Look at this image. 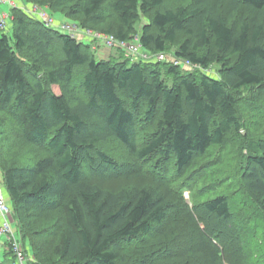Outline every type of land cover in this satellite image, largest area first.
Listing matches in <instances>:
<instances>
[{"label":"trees","instance_id":"trees-1","mask_svg":"<svg viewBox=\"0 0 264 264\" xmlns=\"http://www.w3.org/2000/svg\"><path fill=\"white\" fill-rule=\"evenodd\" d=\"M172 1L42 4L120 41L149 15L141 47L159 55L179 42L174 61L190 70L119 50V60L97 59L89 43L11 7L0 114L39 153L30 165L0 161V171L30 264H264V140L244 134L242 112L264 91V0ZM213 65L215 77L204 72ZM108 142L124 155L106 152Z\"/></svg>","mask_w":264,"mask_h":264},{"label":"rangeland","instance_id":"rangeland-1","mask_svg":"<svg viewBox=\"0 0 264 264\" xmlns=\"http://www.w3.org/2000/svg\"><path fill=\"white\" fill-rule=\"evenodd\" d=\"M13 1L15 3H17L18 8H24L22 10L24 12L27 9H30V10L31 9H40L43 11V13L47 17L51 18V20L54 22V25L58 26L60 24L62 25V24L67 23L71 27H73L74 29H77L75 35H73V36H75V38L80 42H82V39L83 40L86 39V41L90 42L89 44H91L90 45L91 50L95 53V55L99 56L97 51L94 49H101L102 47L104 48V45H103L104 42H103V40H101L98 37V35H95L91 32H88L87 30L81 28L74 20L71 21V20L65 18V16L61 12L52 11V10L48 9V7H46L45 4H42L43 0H31L32 2H27L24 0H13ZM165 5H166V7H174L175 4L173 3V1L171 2V0H166ZM10 12H11V6L9 4H7V3L1 4L0 3V18L3 15H7L8 17H6V18L9 21ZM149 17H150L149 15H142L140 17L139 22L137 24H135L133 27L134 31L129 34V38H130L129 42L134 41V42L140 43L139 38L141 36V30L145 25L149 24ZM8 21H7L6 28L2 32L10 34L11 29L8 26ZM189 24L191 25L192 23L190 22ZM190 25H188L187 27L189 28ZM193 27H195V24ZM56 29L63 34H67V35L70 34L66 30H62L61 28L56 27ZM98 31H100V30H98ZM98 31H93V32L100 34V35H104L103 33H100ZM195 31H197L196 27H195ZM96 44H97V46H96ZM177 44L169 47L167 49L166 54H163L165 56V58H167L169 61H174V55L173 54L177 50ZM140 51H141L140 53L142 55H145L146 58H137V61H147V62L150 61L153 63H158L155 59V57L157 56L156 54H152L151 52H148V51L144 50L143 48H142V50L140 49ZM53 53H54L55 58H58V59L61 58L60 57L61 54L59 52H57V49L53 50ZM106 53H108L109 55L103 56V58H105V59H109L110 57H112V58L114 57V59H118L120 57L119 54L117 53V49H115V48H113L111 50L106 49ZM102 55L103 54H100V57H102ZM97 59H99V58H97ZM180 62L183 63L182 69L190 70V68H188V67H190V65H187V62H185V61H180ZM216 69H217V66L213 65L210 69H208L204 72L215 77L216 76V74H215ZM80 73H81V71H80ZM76 77H77L76 80L80 81L79 73L76 74ZM77 81L74 83L76 84ZM52 89L56 94H59L58 87H53ZM247 95H248L247 93H244V96H247ZM256 104L257 105H255L253 107H250L247 105L242 106L243 115H244L245 119H247V121H248V130H244V134L248 133L249 135L252 136V138H256V139L261 138V140H264V91L261 93V95L257 99ZM241 133H243V132L241 131ZM241 133H239V136L238 135H232V137H233L232 139L234 142L236 141V139L241 141L240 136L241 137L244 136V134H241ZM235 137H236V139H235ZM101 147L106 152H108L110 155H112L115 158L119 159L124 155L123 149L116 142H108V143H105ZM232 149H234V148L232 147V143H230L226 153H228ZM38 153H39V151L37 149H35L34 147H29V146L23 145L19 141L17 129L15 127V124H14L11 116H9L5 113L0 114V161L3 162L4 164H15L17 166L30 165L31 162H33V160L36 158V155ZM244 153H246L245 150H244ZM211 158L213 159V154H212ZM204 160H206V159H204ZM198 162H200V161H198ZM95 167H96V164L94 166H91V168H88V170L90 169L91 173L92 172L94 173ZM129 169H132V167L127 166L126 170H129ZM217 179H219V177L206 178L207 181L204 184H208L210 182L217 181ZM105 182H102V184L104 185L103 187H106L108 189H111V187L113 185H116V184H111V182H110V185L108 184L109 186H107V182L106 183ZM137 183H138V185H141V183H139V182H137ZM129 187L134 188V187H136V184L130 185ZM0 190H3V177H2L1 171H0ZM157 191L161 192V189H159ZM191 195H192L191 191L184 190L183 198H184L185 202L190 207L192 206L193 202L197 201L195 199L192 200ZM237 202H238V199L233 204L234 208H236V207L238 208ZM5 203L8 207L10 206V200L7 197H5ZM13 220L15 222V219L12 216V221ZM11 226H12V230L15 231L17 229L15 223H12ZM201 228H203V224H201ZM127 244L133 245V244H135V242L127 243ZM127 244L124 243L123 245L127 246ZM182 245L184 246V244H182ZM129 250L130 249H128V248L123 249V253H124L123 257H125L126 261L130 257V254H128ZM0 262H3L4 264H15L14 260L12 261L11 258L3 255V251L1 248H0ZM57 264H60V263H57Z\"/></svg>","mask_w":264,"mask_h":264},{"label":"built area","instance_id":"built-area-1","mask_svg":"<svg viewBox=\"0 0 264 264\" xmlns=\"http://www.w3.org/2000/svg\"><path fill=\"white\" fill-rule=\"evenodd\" d=\"M1 4H9L11 7H17L18 5L13 0H0ZM23 10L24 8H20ZM25 13L40 22H42L45 26L48 27H58L62 30H66L69 32L71 37L75 38V33L77 29H74L69 24H60L58 26L54 25V22L51 20L50 17H47L42 10L40 9H27L25 10ZM7 15H3L0 18V30H4L7 25L8 19ZM88 32H91L95 35H98V37L103 40V45L105 49H117L121 51L125 57L132 58L135 61H137V58H146L145 55H142L140 52V49L142 50V47L140 43L138 42H129V41H120L116 38H114L111 35H100L97 33H94L93 31L87 30ZM93 37V36H92ZM76 39V38H75ZM86 40V39H85ZM156 61H163L165 59V56L163 54H159L155 57ZM175 64H179L180 61H174ZM187 65H190L187 63ZM12 210L10 206L8 207L5 203V197L3 194V191L0 190V248L5 250H11L14 255V263L15 264H30L35 263V259L30 256V254H27L24 252V250L21 247V241L20 237L18 235V232L15 230H12Z\"/></svg>","mask_w":264,"mask_h":264},{"label":"crops","instance_id":"crops-1","mask_svg":"<svg viewBox=\"0 0 264 264\" xmlns=\"http://www.w3.org/2000/svg\"><path fill=\"white\" fill-rule=\"evenodd\" d=\"M82 42H84V43H90V42H88V41H86V40H83L82 39ZM91 45V44H90ZM96 46H97V44H96ZM94 50H96L97 51V53L99 54V56H97V58H99L100 60H107V59H105V58H103V56H108L109 54L108 53H106V49H104L103 47L101 48V49H94ZM100 54H103L102 55V57H100ZM132 61H134V60H132ZM3 251V250H2Z\"/></svg>","mask_w":264,"mask_h":264}]
</instances>
